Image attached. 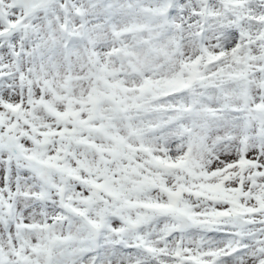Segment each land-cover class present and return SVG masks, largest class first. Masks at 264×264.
Segmentation results:
<instances>
[{
    "label": "snow or ice",
    "instance_id": "6c2138e0",
    "mask_svg": "<svg viewBox=\"0 0 264 264\" xmlns=\"http://www.w3.org/2000/svg\"><path fill=\"white\" fill-rule=\"evenodd\" d=\"M0 264H264V0H0Z\"/></svg>",
    "mask_w": 264,
    "mask_h": 264
}]
</instances>
